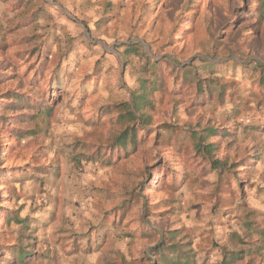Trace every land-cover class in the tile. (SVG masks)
<instances>
[{"label":"rangeland","instance_id":"obj_1","mask_svg":"<svg viewBox=\"0 0 264 264\" xmlns=\"http://www.w3.org/2000/svg\"><path fill=\"white\" fill-rule=\"evenodd\" d=\"M185 1L0 0V264H151L175 228L191 264H221L219 246L247 248L235 233L261 238L264 90L239 64L264 62V9ZM143 80L146 130L113 149L121 103ZM10 92L35 103L9 107ZM193 133L215 145L220 174ZM236 264H264V249Z\"/></svg>","mask_w":264,"mask_h":264},{"label":"trees","instance_id":"obj_2","mask_svg":"<svg viewBox=\"0 0 264 264\" xmlns=\"http://www.w3.org/2000/svg\"><path fill=\"white\" fill-rule=\"evenodd\" d=\"M256 2L259 9L261 10L264 9V0H256ZM192 3L193 0H186L184 4V8L191 10ZM192 15L195 16L194 11L191 12V17H193ZM190 21H193V18H190ZM174 34H175L174 28H172V30L170 31V35L173 36ZM220 37L221 36L216 37V43L221 41L219 40ZM218 44L219 43L216 44V47L218 46ZM144 57L146 58L148 56L145 54ZM203 62H204L203 65H205L203 67L205 68L208 66L213 67L214 65H216L214 61L204 60ZM146 65L147 68L150 67L151 65V71L153 72L154 78L156 79L155 82L159 81L160 75H164L160 71L162 68L160 67V63L155 61L150 63V59L147 58ZM233 66H235V64H233ZM239 66L246 71L247 70L251 71L252 73H254V75L256 74L255 79L258 82V84L261 86V88L264 90V62H255L253 68L251 69L243 66L242 64H239ZM167 67L171 68L170 72L172 71V69H176V66H174L172 62H168ZM226 68L227 67L225 66V69ZM176 75L177 74L175 73V76ZM196 77H197L195 82L196 93L199 94L200 96L207 94L209 83L206 81L208 80L200 79L198 76ZM213 80L211 79L209 80V82L210 81L212 82ZM144 81L146 80H143L142 88L139 91L132 94V101L130 103L127 102L121 103L119 111L122 112L120 115L118 114V117L122 118V121L126 122L127 124H125V127L111 141V148L113 149L115 148H117L118 150L123 149L125 152L129 149L132 150L140 140L138 139V130H146L145 124L143 122L145 120L143 118L147 116L143 117L141 111L143 106L145 105L152 106V102L150 100L151 98L149 97L150 95L149 93L151 92V90L148 91V88L146 87ZM4 102L9 103V107L12 108L23 107L25 103L27 104L35 103V101H33V103H30L29 98H26L17 92L7 93L6 100H4ZM33 108L38 109V107L36 106H33ZM4 120H6V116L0 114V123H3ZM139 124L140 126H138ZM215 131L216 130L212 128L207 130V132L210 133H215ZM204 137H205L204 134H200L197 136L195 133H193L192 139L194 140V150L199 155H201L205 161L210 163L211 167L214 170H217L218 173L220 174L224 170L225 164L219 159L211 158V154L215 149V145L211 142H206V143L203 142ZM5 169L6 168H0V179L4 178ZM18 175H21V173L19 172ZM237 182L238 185H240V181L238 178H237ZM252 223H253L252 221L245 222L246 230L248 231L252 230L253 227ZM253 230L256 231L261 238H257V240L255 241L245 242L241 239L242 237H240L239 234L233 233L234 236L239 239L240 243H245L247 245V248L229 249L225 245L219 246L221 252V261H220L221 264H236V262L241 260L245 255L255 256L261 253V251L264 249V242H263L264 228L263 227L255 228ZM180 233H181L180 228H175L167 231L165 236L162 235L160 241L151 248L152 253L157 257L154 259V261H152L151 264H191L192 254H190V250L187 251L183 250L184 249L183 246L185 245V243L189 245V242L175 241L176 235ZM185 237H186L185 235H182V241L183 239H185ZM24 253L25 252L22 250L18 251L20 260H22V256Z\"/></svg>","mask_w":264,"mask_h":264}]
</instances>
